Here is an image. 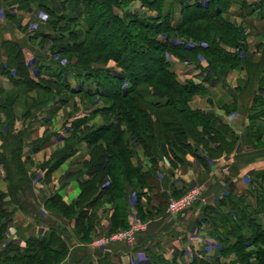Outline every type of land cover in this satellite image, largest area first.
Masks as SVG:
<instances>
[{
	"label": "trees",
	"instance_id": "1",
	"mask_svg": "<svg viewBox=\"0 0 264 264\" xmlns=\"http://www.w3.org/2000/svg\"><path fill=\"white\" fill-rule=\"evenodd\" d=\"M133 2H139L141 8L154 11L156 15L125 11V6ZM234 4L239 5L236 16L243 21L255 13L261 18L264 12V0L250 3L239 0H63L61 14L45 8L51 19L52 35L43 36L42 41H50L51 52L66 56L68 62L64 67L51 66L54 69L50 80L40 78L41 66L36 73L37 81H34L22 48L6 44L5 52L10 60L6 68L14 70L18 78L13 81L16 87L24 85L53 95L97 97L101 106L91 111L89 118L97 114L107 116V122L98 126H89L88 119H84L87 116L75 120L64 146L53 152L45 163L49 167L47 180L55 168L77 152V145L85 143L89 149V159L83 161L74 174L78 180L83 175L87 177L79 181L78 198L66 204L60 197L53 196L45 204L50 213L49 209L54 208L55 215L73 224L80 241L87 243L98 232L97 212L105 203H111L113 208L106 233L112 234L128 226L127 209L123 204L127 186L136 193L138 215L144 219L139 201L146 195L143 190L152 186L161 158L175 169L184 166V158L191 155L207 167L201 153L213 160L234 151L238 138L232 130L225 124L216 126L217 118L212 112L190 107L195 96L206 94L205 84L212 79L220 80L226 72L243 68L246 91L256 80L260 96L253 97L248 117L249 131L255 130L251 136L254 140L247 138L252 146H261L259 141L264 137V125L260 123L264 118V52L258 60L238 55L246 48V28L223 17L230 14ZM174 34L181 39L171 38ZM186 40L202 42L205 46L189 44ZM199 54L207 61V69L198 75L201 81L181 82L169 61L198 65ZM110 62L114 69L108 66ZM69 72L80 80L76 88L65 78ZM17 99L9 94L6 106L10 108ZM32 105L40 106L38 103ZM21 137L20 133L13 137L10 132L2 137V151H9V159L2 157L1 162L10 189L7 194L0 192V243L6 238L8 229L6 206L15 200V193L25 178L19 157ZM137 148L147 160L145 172L140 163L134 162ZM9 160L17 178L9 167ZM254 180L263 183L264 173L257 174ZM261 210L264 208L255 214ZM248 219V228H253L248 236L244 235L239 222L230 226L229 236L234 241L224 246L222 254L225 257L234 255L235 262L228 264H264V228L255 216L249 215ZM60 233L58 227L52 226L44 235L27 239L23 248L6 243L0 249V264L61 263L68 247ZM197 264L220 262L201 260Z\"/></svg>",
	"mask_w": 264,
	"mask_h": 264
},
{
	"label": "crops",
	"instance_id": "2",
	"mask_svg": "<svg viewBox=\"0 0 264 264\" xmlns=\"http://www.w3.org/2000/svg\"><path fill=\"white\" fill-rule=\"evenodd\" d=\"M61 2L63 0H0V192L7 194L10 189L1 162L2 157L9 159V151L5 153L1 149L2 137L7 132L13 137L22 134L19 157L25 171V178L15 193V200L6 206L9 213L8 229L0 249L8 242L23 248L27 239L42 236L52 226H56L68 247L65 259L59 264H197L201 260H217L220 264H228L230 258H225L222 249L234 241L229 236L233 222L242 225L245 236L253 230L248 228L249 215L255 216L258 224L264 228V210L255 214V211L264 208V182L254 180L257 174L264 173V137L259 141L261 146H252L247 138L249 136L254 140L251 136L255 130L249 131L248 117L253 97L260 96V93L257 91L256 80L249 91L244 90L243 94L235 91L237 77H246L243 68L239 69L236 77L229 74L220 80L212 79L205 84L206 94L195 96L190 102L192 109L212 112L217 118L216 126L227 125L238 138L236 148L232 153L223 154L213 160L201 153L202 158L207 161V167L191 155L184 158V166L175 169L170 167L166 159L161 158L152 186L143 190L146 195L139 201L146 231L139 234L132 243H112L96 247L91 242L95 233L91 241L82 242L76 236L71 222L46 209V202L53 196L60 197L66 204L77 199L80 194L79 181L87 177L83 175L78 180L74 174L79 169V164L89 159V149L85 143L77 145V152L55 168L46 180L49 167L45 163L50 160L53 152L62 148L70 135L72 123L68 122L65 128L54 131L58 135H51V124L56 125L57 122H53L50 112L56 109V113H60L59 106L22 105L18 100L10 108L6 106V96H15L17 87L13 81L18 78L13 69L6 68V63L10 60L5 51L6 44L19 45L30 77L37 81L36 73L43 66L42 70L45 72H41L40 78L50 80L52 70L50 72V68L47 69L50 65H44L50 60V53L40 51L33 41L39 40V35L41 38L52 35V29L44 24L36 34L33 30H28V27L38 12H47L45 8L49 12L51 9L61 14ZM258 15L255 13L253 17L261 19ZM250 31L256 37V47L264 45L262 37L258 36L253 27ZM250 58L253 59L254 56ZM173 68L181 82L201 81L199 74L189 72L181 64H174ZM67 77L68 74L65 78L71 83ZM260 123L264 125V118L260 119ZM134 162L140 163L143 172L147 170L148 163L141 150H137ZM9 167L14 178H17V172L10 160ZM192 187L199 188L205 201L194 203L180 214H169V199L182 195ZM123 199L128 225L132 216L136 213L138 215L137 195L127 186ZM112 212L111 203L103 204L98 210L99 233L109 230L108 218ZM230 257L233 259L234 255Z\"/></svg>",
	"mask_w": 264,
	"mask_h": 264
},
{
	"label": "rangeland",
	"instance_id": "3",
	"mask_svg": "<svg viewBox=\"0 0 264 264\" xmlns=\"http://www.w3.org/2000/svg\"><path fill=\"white\" fill-rule=\"evenodd\" d=\"M239 1L240 2L250 3V2H256L257 0H239ZM238 7H239L238 4H234L231 7V9H230L231 10L230 14L233 13L234 15L233 14H231V15L230 14L229 15L226 14L223 17L226 20H229V21L235 23L236 25H241L242 27L244 26L246 28V33H247V38H246V41H245V47L246 48L241 50V52H238V55L241 58L242 57L254 56V58L252 60H258V58H260L262 56V52H264V45L260 46V48L256 47V43H257L256 42V37L252 34L253 32H251L250 30L253 27L254 31L259 34L258 35L259 37H263L264 36L263 35L264 34V12L261 15V19L254 18L252 16V17H249V18H247V19H245L243 21V20L239 19L236 16ZM126 10H128L129 13H132V12H134V13H136V12H144L148 16H155L156 15V12H154V11L150 12V11H148L145 8H141V6L139 5V2H133V3L128 4L127 7L125 6V11ZM120 14H121V12H120ZM175 15L178 17V13H176ZM50 23H51V19H50V16L47 14V12L45 13V12L40 11L36 15L34 21H32V23L29 24V27L28 26L27 27H28V30L30 29V31L33 30L34 33H36V32L38 33L39 32L38 29H40V27L42 25H44V24L49 25L50 29H51V24ZM23 29H27V28L25 27ZM38 38H39V40H34V41H37L38 43L34 42V41H33V43L37 44V46H38L40 51H45L47 53H50V58H48L50 60H48L47 63L44 61L45 62L44 65L45 66H46V64H47V66L50 65V68H52L51 70H53L54 67H51V66H54V65L58 64V65L64 67L68 63V62H66V56L65 57L62 56V55L60 56L59 54H53L51 52L52 43L50 41H47V42H45L44 40L42 41V38L40 37V35H39ZM171 38H175V40H180L181 39V37L178 36L177 34L172 35ZM186 41L189 44H196V45L197 44H201L202 46H205V44L202 43V42H196V41H193V40H186ZM225 49L227 51L231 52V53L235 52V50L233 48L225 47ZM168 58H169V56H168ZM196 59H197L196 61L198 62L199 66L194 64V63H192V62H187V61L186 62H177L176 60H173V59H171L169 62L171 64H173V65L174 64H181V66H183V68H186V70H188L189 72L192 71V72H195L197 74H200V71L205 70V68L207 67V61L200 54L197 56ZM108 66L110 68L114 69L113 62L108 63ZM42 71L45 72V70H42ZM237 72H238L237 70L229 71V72L225 73V76H228L229 74H232L231 76L236 77L237 76ZM67 78L71 81L70 85L72 87L76 88L78 86V83L80 82V80L76 78V75H73L71 72H69ZM237 78H238V80H237L236 87H238V86L240 87L238 89V93L243 94V92L245 90L244 85L246 84L247 81H246V79H242V78L240 79L239 77H237ZM86 86H87V84H85V87ZM245 92H246V90H245ZM15 96L18 97L17 100L19 102L20 101L22 102V105H31V104L38 103L40 105L39 107H46V106L48 107V104H49L50 107L57 105V106H59L58 108H61L59 110V111H61L60 113H58V112L56 113V109L53 112H50V116H51V119L53 120V122H57L56 125H54V123L51 124V127H50V134L51 135H53V133L58 135V133H56L54 131L58 130L61 127L65 128L64 126H65L66 123L70 122V124H71L77 119H83L85 117L83 115H86V112H89V113H88L87 117H85L84 119H88L87 123L89 124V126H98V125H101V124H105L107 122L105 120V118L107 117L106 114H103V115L97 114V115H95V116L93 115L92 117L89 118V114L91 113V111H93L97 107L101 106V101L97 97L86 98V97L82 96L81 94L80 95H75V96H69L66 93H59V94L53 95L52 93L50 94V92L48 93V92L43 91V90L39 91V90L28 89L24 85H19L17 87V91L15 93ZM43 104H45V105H43ZM69 119H71V121H68ZM64 132L65 131H63L62 134H64ZM137 150H140V149L137 148ZM84 161H86V160H84ZM82 162L78 166L79 169L82 166ZM193 188L194 187L189 188L183 194H185L186 192H188L190 189H193ZM53 209H49V210L52 211V213H54L53 215L57 214V211L53 210ZM56 216L59 217L61 215L58 214ZM134 216L139 217L137 215V213ZM141 221L145 225L144 231H146V228H147L146 223L142 219H141ZM63 228L65 229L66 225ZM70 231H71V233L73 235L74 232L72 231V229ZM144 231H142V232H144ZM64 232H66V231H64ZM142 232L136 234V237L139 234H141ZM105 235H107L106 232H104V233L97 232L95 234V236L93 237V240L91 242L96 247H102V245H100L96 241H97V239L99 237L105 236ZM0 247H1V243H0ZM230 256L231 255H229L230 259L228 258L229 261H230L229 263H231L232 261L235 262V256L233 257V259H231ZM225 258H227V257H225Z\"/></svg>",
	"mask_w": 264,
	"mask_h": 264
},
{
	"label": "built area",
	"instance_id": "4",
	"mask_svg": "<svg viewBox=\"0 0 264 264\" xmlns=\"http://www.w3.org/2000/svg\"><path fill=\"white\" fill-rule=\"evenodd\" d=\"M204 201L203 193L199 188H193L178 198H170L167 204V212L172 215L180 214L190 208L194 203ZM144 229L145 225L141 219L132 216L125 229L101 236L96 242L102 245V247L112 243L130 244L135 240L136 234L144 231Z\"/></svg>",
	"mask_w": 264,
	"mask_h": 264
}]
</instances>
